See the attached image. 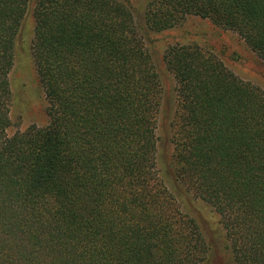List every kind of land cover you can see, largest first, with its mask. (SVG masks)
I'll return each mask as SVG.
<instances>
[{"label": "trees", "instance_id": "obj_1", "mask_svg": "<svg viewBox=\"0 0 264 264\" xmlns=\"http://www.w3.org/2000/svg\"><path fill=\"white\" fill-rule=\"evenodd\" d=\"M33 12L49 123L9 135L15 42ZM189 16L264 61V0H0V264H208L198 222L158 169L164 87L149 34ZM173 75L176 181L220 218L234 264H264V91L197 45Z\"/></svg>", "mask_w": 264, "mask_h": 264}, {"label": "rangeland", "instance_id": "obj_2", "mask_svg": "<svg viewBox=\"0 0 264 264\" xmlns=\"http://www.w3.org/2000/svg\"><path fill=\"white\" fill-rule=\"evenodd\" d=\"M138 19H143L150 0H128ZM33 12L29 13L15 42V67L11 73L13 102L12 126L9 135L30 126L44 127L49 123L48 103L40 85L33 58L35 36ZM149 47L161 71L164 95L158 121V169L167 186L177 197L183 212L200 225L211 247L208 264H234L223 245L220 218L213 208L189 192L176 181L172 143L173 121L176 118V92L173 75L163 63L164 53L176 45H197L204 52L215 55L241 80L264 91V61L261 60L236 33L213 24L210 20L189 16L175 28L150 33Z\"/></svg>", "mask_w": 264, "mask_h": 264}]
</instances>
